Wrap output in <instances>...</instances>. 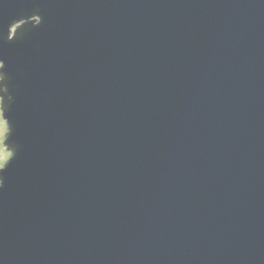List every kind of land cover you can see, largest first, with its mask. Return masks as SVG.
<instances>
[{
  "label": "water",
  "instance_id": "water-1",
  "mask_svg": "<svg viewBox=\"0 0 264 264\" xmlns=\"http://www.w3.org/2000/svg\"><path fill=\"white\" fill-rule=\"evenodd\" d=\"M0 264H264V0H0Z\"/></svg>",
  "mask_w": 264,
  "mask_h": 264
},
{
  "label": "rangeland",
  "instance_id": "rangeland-1",
  "mask_svg": "<svg viewBox=\"0 0 264 264\" xmlns=\"http://www.w3.org/2000/svg\"><path fill=\"white\" fill-rule=\"evenodd\" d=\"M4 131H5V125L2 121V118L0 116V167L5 162V160L8 158L9 154L5 151V149L2 147V142L4 139Z\"/></svg>",
  "mask_w": 264,
  "mask_h": 264
}]
</instances>
